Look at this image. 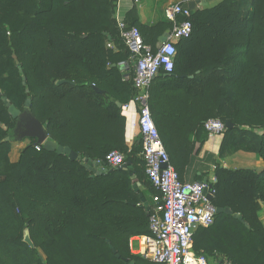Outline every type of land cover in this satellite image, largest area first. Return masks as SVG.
I'll return each instance as SVG.
<instances>
[{"label": "trees", "instance_id": "16d2710c", "mask_svg": "<svg viewBox=\"0 0 264 264\" xmlns=\"http://www.w3.org/2000/svg\"><path fill=\"white\" fill-rule=\"evenodd\" d=\"M116 7L117 0H0V264H156L129 248L130 237L150 233L152 207L142 199L157 191L141 142L126 143L122 106L136 90ZM126 20L153 50L172 28L170 21L141 24L134 6ZM190 21V36L175 43L172 71L151 80V116L180 180L197 181L199 164H215L211 203L231 211L194 230L193 251L208 264H264V168L230 169L208 153L198 157L209 137L205 121L218 118L232 124L220 154L252 151L264 162V0H219L192 10ZM3 97L20 111L29 99L48 140L80 158L30 140L10 160L12 142L4 139L15 119ZM112 150L130 162L135 179L126 169L93 175L84 166L109 168Z\"/></svg>", "mask_w": 264, "mask_h": 264}, {"label": "built area", "instance_id": "2783aa9c", "mask_svg": "<svg viewBox=\"0 0 264 264\" xmlns=\"http://www.w3.org/2000/svg\"><path fill=\"white\" fill-rule=\"evenodd\" d=\"M164 15L172 23V28L166 40L155 50L143 41L136 26L128 25L115 15L119 36L133 63L132 82L136 94L131 101L137 108V134L144 170L157 191L152 195L153 207L148 216L150 233L138 236L137 255L156 264H208L205 255L193 251V233L197 227H207L214 220L216 208L208 199V194L213 196L214 190L204 192L212 182L180 180L170 164L149 108V85L153 76L160 69L172 71L176 57L175 43L189 37L192 32L191 10L181 3L168 5ZM128 105L126 103L122 108ZM204 128L211 137L221 136L225 131L224 123L218 118L206 120ZM123 161V154L117 150L105 156V162L110 167L121 165ZM216 264L236 263L221 258Z\"/></svg>", "mask_w": 264, "mask_h": 264}, {"label": "crops", "instance_id": "0c3cea01", "mask_svg": "<svg viewBox=\"0 0 264 264\" xmlns=\"http://www.w3.org/2000/svg\"><path fill=\"white\" fill-rule=\"evenodd\" d=\"M189 0H117L116 7V16L122 18L126 23V14L127 12L134 6L136 10V15L138 21L141 24L145 25H153L160 21H168L164 15L165 8L173 3H181L182 5ZM219 0H202L200 5H197V8H208L215 5ZM109 47H113L112 43H110ZM131 64L133 65L132 61ZM122 68H128L126 64H121ZM129 105L127 108H122V113L125 116L126 121V143L128 146H131L135 141L139 140L137 134V108L136 105L132 102H128ZM209 136V135H208ZM221 136L208 137V140L203 144L198 157H203L204 154L212 155V159L215 163H218L220 166L230 169H236L240 167L245 168H253L256 170H261L264 168V162L258 155L252 151L245 150H226L224 153L220 154V146L222 142ZM29 139H24L21 141H11V149L9 152V158L12 161H15L18 158L19 152L21 149L28 143L22 142ZM20 142L18 147H13V144ZM14 157V159H11ZM199 166H202L201 172H197L198 175L202 174L200 179L197 181H202L203 179H207L209 182L215 178L214 175V167L215 164L209 163H201ZM188 177V176H187ZM188 179V178H187ZM187 181V180H185ZM193 182V181H188ZM143 188V187H142ZM145 190V187L143 188ZM144 200L150 207H153L152 195L149 191H145ZM258 217L264 226V205L262 204L259 211ZM140 236V235H139ZM138 236H132L129 239V248L132 254L137 255V242ZM139 256V255H138Z\"/></svg>", "mask_w": 264, "mask_h": 264}, {"label": "water", "instance_id": "95a60500", "mask_svg": "<svg viewBox=\"0 0 264 264\" xmlns=\"http://www.w3.org/2000/svg\"><path fill=\"white\" fill-rule=\"evenodd\" d=\"M201 3L202 0H189L183 4V7L188 8L189 10L192 11L195 9L197 5H200ZM169 34H170V29H167L161 36H159L156 43V48L160 47V45L166 40V37ZM156 75L153 76V79L156 77ZM22 82L25 83L24 78ZM63 82H65V80H58L56 81V84H61ZM95 90L98 92H102L97 88H95ZM1 96L2 93L0 92V97ZM2 99L6 104V106L8 107L9 114L15 119V124L12 127V129L9 131L8 136L5 137L4 139L5 141H21L24 139L34 140L35 146H44L51 150H55L59 154H64L68 156L70 160H78L80 158L78 154L73 150H71L69 147L57 145L55 142L48 140V135L45 126L40 121H38L29 111V105H30L29 99L25 100L24 109L22 111L17 109L14 105L10 104L6 98L3 97ZM118 105L120 104L118 103ZM224 126L225 129L232 128V124L228 121L224 123ZM83 161L85 160L83 159ZM84 166L88 170H91L93 175H104L112 172L113 170L126 169L129 171V176L132 179L136 178L135 174H133L134 170L130 162H125L121 165L108 168L105 166V163H100L99 161L91 162L87 160ZM202 182H207V179H203ZM136 185H139V182L133 183L132 186L135 187ZM212 190H213V186L209 184L208 188L205 189L204 192L205 193L211 192ZM211 198L212 196L208 194V199L211 200ZM142 200L145 201L144 198ZM220 211H224L225 213L231 214V211L228 208H216V212H220ZM234 216L241 219V217L238 214H234ZM24 241L28 243L31 247H33V244L29 238L26 229L24 230ZM129 264H133V263L130 262Z\"/></svg>", "mask_w": 264, "mask_h": 264}, {"label": "rangeland", "instance_id": "374dc122", "mask_svg": "<svg viewBox=\"0 0 264 264\" xmlns=\"http://www.w3.org/2000/svg\"><path fill=\"white\" fill-rule=\"evenodd\" d=\"M27 140H25V141H22V142H26ZM28 142V141H27ZM26 142V143H27ZM19 144H20V142H18V143H16V144H13V147H18L19 146ZM11 159H14V157H11Z\"/></svg>", "mask_w": 264, "mask_h": 264}]
</instances>
